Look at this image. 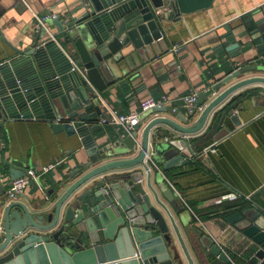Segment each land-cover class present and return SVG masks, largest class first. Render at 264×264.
Returning a JSON list of instances; mask_svg holds the SVG:
<instances>
[{
  "label": "water",
  "instance_id": "1",
  "mask_svg": "<svg viewBox=\"0 0 264 264\" xmlns=\"http://www.w3.org/2000/svg\"><path fill=\"white\" fill-rule=\"evenodd\" d=\"M10 1L12 6L19 0ZM64 1L68 4V0ZM75 1V8L69 12L81 11L79 18L65 20L56 16L45 20L39 28H34V38L24 48L7 43L13 55L0 62V120L40 119L51 121L54 131L76 132L82 137L88 159L60 182L65 186L72 181L46 215L49 209L30 212L17 200L7 201L2 193L0 264H184L174 236L187 263L192 264L172 216L150 182L151 167L145 164L148 148L151 147V161L161 164L164 170L186 163L185 157H192L196 149V144H189L186 136L199 133L209 114L231 93L250 84H264V77H249L232 84L200 115L196 109L181 114L172 106L150 109L132 126L130 134L121 139L125 144L123 151L110 150L108 146L99 149L90 136L94 127L71 124L85 116L77 110L90 102L95 105V92L104 91L123 77L131 79L135 73L140 77L150 74L154 68L152 64L142 67L167 53V42L181 45L180 41L170 40L167 23H176L208 10L216 0H168L171 10L166 14L155 12L164 0ZM0 5L5 6V0H0ZM3 12L0 10V15ZM51 27L56 31L49 35L47 31ZM253 34L260 36L261 44L257 47L260 51L264 48V21L257 25ZM0 37L5 41L1 33ZM238 47V43H233L225 49L231 52ZM172 52L176 54L179 50ZM234 56L230 55V58ZM257 68L255 65L243 66L231 72L201 93L199 104L223 85ZM235 108L236 105H232L214 116L205 129L207 136L203 141L225 136L228 121L234 127L240 125L233 113ZM154 113L177 116L182 125L166 117H155L144 127L135 157L102 163L108 157L131 153L138 146L135 139L142 122ZM192 120L194 122L190 123ZM160 125L182 137L154 141L150 146L149 133ZM222 125L226 127L221 128ZM164 135L160 132L158 137L164 138ZM5 164L11 180L26 174L25 168L9 162ZM138 165L147 178V189L139 176H110L114 170ZM84 169H87L86 173L73 181ZM154 185L162 198L181 215L183 205L167 185L159 178ZM18 197L23 196L18 194ZM45 205L42 203L40 207ZM242 215L244 218L235 226L251 239L254 246L252 255L243 264H264V217L253 210H245ZM209 251L224 262L230 261L215 244Z\"/></svg>",
  "mask_w": 264,
  "mask_h": 264
},
{
  "label": "crops",
  "instance_id": "2",
  "mask_svg": "<svg viewBox=\"0 0 264 264\" xmlns=\"http://www.w3.org/2000/svg\"><path fill=\"white\" fill-rule=\"evenodd\" d=\"M10 2L5 0V6L0 5V10H4L0 15V33L5 39L3 41L0 37V62L13 55L7 43L16 48L30 44L34 38L35 16L56 14L66 20L70 17L77 19L82 14L81 11L69 12L75 8V0H68V4L64 0H19L12 6ZM161 14H166V10ZM263 21L264 0H216L208 10L189 15L176 23L168 22L167 35L172 41H180L181 45L174 46L167 42V53L142 67L152 64L154 68L150 74L145 73L144 77H140L135 73L131 79L123 77L104 91L95 92V105H91V102L82 105L77 113L84 112L85 116L73 122V125L94 127L90 130V136L99 149L108 146L110 150L123 151L125 144L121 139L126 138L130 131L110 122L111 112L117 115L139 112L141 101L165 96L170 101L167 106L186 114L182 97L192 91L199 95L206 92L238 68L258 66L256 70L241 74L223 85L207 97L202 105L207 106L223 90L240 80L264 77V48L257 50L261 44L260 36L253 34L257 25ZM55 31L51 27L47 33L52 35ZM233 43H238L239 47L227 52L225 48ZM175 48L179 52L173 54L172 49L175 52ZM230 55L236 56L232 59ZM232 105H236L233 113L240 125L234 127L228 121L229 128L225 136L218 140H214L215 137L203 141L207 136L205 129L214 116ZM143 114L145 112L140 113L139 118ZM159 116L182 125L177 116L168 113L150 114L137 131L135 141L138 146L129 154L123 152L108 157L102 163L135 157L139 152L144 127L149 120ZM101 118L106 122L100 123ZM160 132L165 134L164 138L158 137ZM181 137V134L160 125L150 131L149 145L154 141ZM186 140L189 144H196L192 157H185L186 163L168 170L149 160L150 182L172 216L192 264L246 263L254 246L235 223L244 218L242 212L245 210H253L264 217V84H250L231 93L209 114L203 129L199 133L187 135ZM215 142L217 145L214 146ZM211 146L215 147L214 153L207 151ZM150 152L151 147L148 148L147 156ZM87 159L82 137L76 132L54 131L51 121L40 119L0 120V197L8 186V182H3L9 177L5 162L37 173L44 167H51L36 182L32 181L26 186L21 193L23 197L14 199L24 204L30 212L49 209L45 212V215L48 214L72 183L70 181L61 186L60 182L81 168ZM86 171L84 169L77 174L73 181ZM111 173L110 176H139L141 184L147 189V178L140 165ZM157 178L167 185L183 205L181 215L162 198L154 185ZM228 194H235L236 198L225 203L214 201ZM42 203L46 205L40 207ZM35 205L38 207L32 208ZM171 232L174 236L172 229ZM174 238L184 264H188ZM213 244L228 256L229 262L210 253Z\"/></svg>",
  "mask_w": 264,
  "mask_h": 264
},
{
  "label": "built area",
  "instance_id": "3",
  "mask_svg": "<svg viewBox=\"0 0 264 264\" xmlns=\"http://www.w3.org/2000/svg\"><path fill=\"white\" fill-rule=\"evenodd\" d=\"M162 7L156 8L155 12L156 14L162 13L163 10L170 11L171 7L168 2V0H164ZM166 3V4H165ZM57 15L56 14H44L43 16H35V28H39L42 23L47 19H53ZM174 51V49H172ZM181 101L187 110V113H190L193 109H196L197 114L200 115L205 110V105L199 104V94L198 92L192 91L189 92L187 95L181 98ZM170 103L167 97L162 96L160 99H154V98H146L145 100L140 102L139 105V112H132L127 115H117L115 112H111L110 114V122L116 125H121L125 130L128 132L131 130L132 126H134L139 121V115L140 113L147 112L150 109L156 108V107H164L167 106ZM57 122H60V120H57ZM100 123H105V119H100ZM73 124V122H71ZM217 145V142L214 143V146ZM211 146L210 149H207L208 152L214 153L215 147ZM151 159L149 156L145 158V164L148 165V161ZM51 167H44L42 168L41 172L37 173L32 169H27L26 174L22 177H19L15 180H11L9 177L5 178L3 182H8V186L6 190L4 191L3 195L7 201L14 200L18 194H21L23 190L26 188V186L30 182H36L39 176L45 172H47ZM46 200H48V195L44 194ZM235 194H228L222 197H218L217 199H214L215 202L219 203H225L226 201H230L235 199ZM3 240V220L2 215L0 213V241Z\"/></svg>",
  "mask_w": 264,
  "mask_h": 264
}]
</instances>
